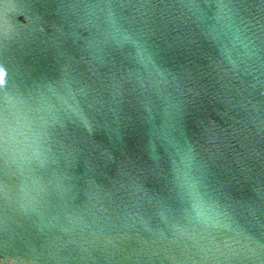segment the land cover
<instances>
[{
  "label": "water",
  "instance_id": "water-1",
  "mask_svg": "<svg viewBox=\"0 0 264 264\" xmlns=\"http://www.w3.org/2000/svg\"><path fill=\"white\" fill-rule=\"evenodd\" d=\"M0 264H264V0H0Z\"/></svg>",
  "mask_w": 264,
  "mask_h": 264
},
{
  "label": "clouds",
  "instance_id": "clouds-1",
  "mask_svg": "<svg viewBox=\"0 0 264 264\" xmlns=\"http://www.w3.org/2000/svg\"><path fill=\"white\" fill-rule=\"evenodd\" d=\"M3 78L2 77H0V85H2L3 84Z\"/></svg>",
  "mask_w": 264,
  "mask_h": 264
}]
</instances>
